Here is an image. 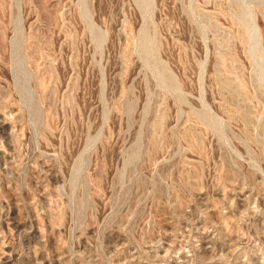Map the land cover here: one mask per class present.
<instances>
[{"label":"rangeland","instance_id":"obj_1","mask_svg":"<svg viewBox=\"0 0 264 264\" xmlns=\"http://www.w3.org/2000/svg\"><path fill=\"white\" fill-rule=\"evenodd\" d=\"M0 264H264V0H0Z\"/></svg>","mask_w":264,"mask_h":264}]
</instances>
